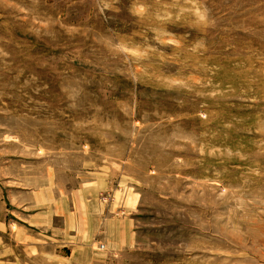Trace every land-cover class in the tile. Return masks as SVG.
<instances>
[{"label": "rangeland", "instance_id": "374dc122", "mask_svg": "<svg viewBox=\"0 0 264 264\" xmlns=\"http://www.w3.org/2000/svg\"><path fill=\"white\" fill-rule=\"evenodd\" d=\"M0 264H264V0H0Z\"/></svg>", "mask_w": 264, "mask_h": 264}]
</instances>
